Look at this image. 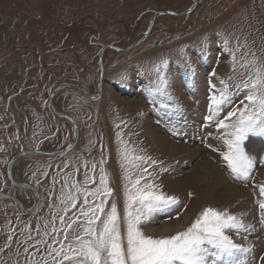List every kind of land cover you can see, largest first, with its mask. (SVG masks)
I'll return each mask as SVG.
<instances>
[{"label":"rangeland","instance_id":"374dc122","mask_svg":"<svg viewBox=\"0 0 264 264\" xmlns=\"http://www.w3.org/2000/svg\"><path fill=\"white\" fill-rule=\"evenodd\" d=\"M191 6L192 11L182 14ZM166 11L177 14L156 16L140 44L125 52L103 51L97 100L73 87L53 97L54 109L77 125L81 144L58 157L24 155L14 163L12 180L33 186L38 202L22 214L11 200L0 198V264H54L55 253L49 255L48 245L58 249L76 234L69 230L68 240L63 237L60 197L74 181L84 186L86 176V186L95 189L101 169L113 189L106 211L114 201L123 216L125 169L133 180L143 176L138 187L150 182L178 198L141 224L145 235L182 231L205 207L227 209L243 214L244 222L254 226L239 235L227 233L251 249L247 264H264L259 208L264 201L259 191L264 185V138L245 141L253 168L247 180L236 179L222 157L229 130L216 126L229 111L247 103L245 91L236 88L247 74L240 65L252 60V53L264 61V0H0V192L17 198L24 209L31 207L34 195L11 184L6 167L22 150L59 151L70 143L71 123L48 107L52 91L71 83L95 95L103 46H127L142 36L156 12ZM205 39L208 47L202 51ZM162 58L169 61L168 92L179 112L162 107L161 102L170 103L163 97L156 104L148 97V89L157 83L154 65ZM221 91L231 93L229 102L209 121L210 97L219 98ZM125 145L135 149L131 163L122 159ZM136 155L145 160H134ZM78 208L68 212L66 222L79 215Z\"/></svg>","mask_w":264,"mask_h":264},{"label":"snow or ice","instance_id":"6c2138e0","mask_svg":"<svg viewBox=\"0 0 264 264\" xmlns=\"http://www.w3.org/2000/svg\"><path fill=\"white\" fill-rule=\"evenodd\" d=\"M224 42L227 44V39ZM207 47L208 41L205 39L201 42L202 51H206ZM251 55L252 60H246L240 65L247 70V74L236 85L238 90L245 91L244 99L247 103H244L243 108L229 111L216 125L220 129L229 130L224 133L227 151L222 153V157L227 162L233 177L244 180L249 178L253 168V158L246 151L245 141L250 136L264 138V61L257 59L255 53ZM168 65L169 61L166 58L160 59L154 65L157 83L155 87L148 89V97L152 104L157 103V98L163 97L170 103L161 102L162 107H171L174 112H179V105L173 103V97L168 92L169 81L165 75ZM235 67L236 56L233 53V68ZM230 95L231 93L227 91H221L219 98L215 95L210 97V114L206 117L207 120L211 121L219 115L221 105L229 102ZM232 117L236 119L232 120ZM120 135L117 133L118 138ZM134 152L135 149H128L125 145L122 159L129 161L130 154ZM134 160L143 161L145 157L136 155ZM103 163L102 160L101 164ZM152 163L156 162L152 161ZM95 167L96 165L93 164L92 169L95 170ZM142 171L146 172V169ZM123 178L126 181L123 216L114 201L106 211L108 198L113 196V189L108 186V177L103 169H101L100 184L95 189L90 190L86 186L89 183L86 176L84 186H79L78 182L74 181L69 191L60 197L64 205L61 209L64 215L58 218L61 224H66L63 237L68 240L69 230L75 231L76 234L72 241L67 245L61 243L58 249L53 248L51 244L48 245L49 255L55 253L54 264H65V262L68 264H247L246 254L251 249L234 242L227 234L233 231L239 235L253 229V225L244 222L243 214L233 215L227 209L221 211L205 207L184 230L177 231L173 235L154 238L145 235L141 224L149 221L154 214L178 203V198L167 195L158 185L150 182L138 187L143 176L133 180L128 175L127 169ZM65 186H68L67 178ZM259 191L260 195L264 196V185L260 186ZM81 196H83L82 202H80ZM89 197L92 198L91 203ZM97 200L99 203L95 202ZM77 208L79 215L66 222L65 216L68 212ZM259 208L262 210L260 220L264 223V201L259 203ZM52 232H57L55 226ZM11 239L12 237L9 236L8 240ZM28 239L31 237L29 236ZM53 243L56 241L53 240ZM27 252L28 249L25 248V253ZM56 257L61 259L57 260ZM261 260H264V257H261ZM26 264H32V261L28 260ZM44 264H47L46 260Z\"/></svg>","mask_w":264,"mask_h":264},{"label":"water","instance_id":"95a60500","mask_svg":"<svg viewBox=\"0 0 264 264\" xmlns=\"http://www.w3.org/2000/svg\"><path fill=\"white\" fill-rule=\"evenodd\" d=\"M157 14H170V15H176L177 13H174L173 11H166V12H158L156 13ZM145 38V35L137 40V41H134L133 43H131L130 45H128L127 47H124V48H118V47H114L115 50L117 51H122V50H126L128 48H131L135 45H137L140 41H142L143 39ZM102 52V50L100 51V53ZM99 59H100V56H99ZM100 62V61H99ZM101 77H102V70H100L99 72V75H98V78H97V91H96V94H91L89 93L88 91H86L85 89H83L82 87H79L77 85H74V84H71V83H66V84H62L60 86H58L56 89H54L48 99V105L52 108V111L54 113H56L57 115H60V116H63L65 118H68V119H71L69 118L66 114L60 112V111H56L53 107H52V104H51V99L52 97L57 94L60 90H62L63 88L65 87H73L79 91H81L82 93H84L88 98L92 99V100H97L99 97H100V92H101ZM72 122V125H73V136H72V139L70 141V143L64 148V149H61L59 151H52V152H48V154H51V155H54V156H61L63 154H65L67 151H69L72 147H74V145L76 144V141H77V138H78V129H77V126L76 124L71 120ZM45 151L43 150H25V151H21L19 152L18 154H16L14 157L11 158V160L9 161V164L7 166V177L9 179V181L12 183V184H16V185H24L25 187L27 188H30L32 189L34 192V188L31 186V185H28L26 183H20V184H17L15 183L13 180H12V177H11V169H12V164L13 162L19 157V156H22V155H42L44 154ZM36 195V199H35V204L29 208V209H24L22 207V204L13 196L11 195H8V194H5V193H0V197H8L9 199H11L16 205L17 207L20 209V211L22 213H28L30 212L32 209H34L35 205L37 204L38 202V196H37V193L35 194Z\"/></svg>","mask_w":264,"mask_h":264},{"label":"flooded vegetation","instance_id":"af4514ba","mask_svg":"<svg viewBox=\"0 0 264 264\" xmlns=\"http://www.w3.org/2000/svg\"><path fill=\"white\" fill-rule=\"evenodd\" d=\"M153 17V16H152ZM152 17H151V19H152ZM151 19H150V23H151ZM153 20V19H152ZM148 26H149V23H147V26H146V29L144 30V32H143V34L145 33V32H147V33H149L150 32V29H149V31H147V29H148ZM11 183V182H10ZM11 185V184H10ZM6 194H9V193H6ZM32 194L34 195V198H36V195L32 192ZM10 195V194H9ZM12 196V195H11ZM14 197V196H13ZM0 198H6V199H8V200H11V199H9L8 197H0ZM12 201V200H11ZM13 202V201H12ZM34 202H35V200H34ZM33 202V203H34ZM14 203V202H13ZM14 205H15V203H14ZM15 208L16 209H18L17 208V206L15 205ZM19 210V209H18Z\"/></svg>","mask_w":264,"mask_h":264}]
</instances>
